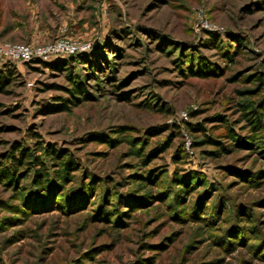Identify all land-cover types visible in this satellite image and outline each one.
Here are the masks:
<instances>
[{"label":"rangeland","instance_id":"obj_1","mask_svg":"<svg viewBox=\"0 0 264 264\" xmlns=\"http://www.w3.org/2000/svg\"><path fill=\"white\" fill-rule=\"evenodd\" d=\"M56 39L85 55L11 63L0 168L15 142L79 168L0 183V264H264V138L240 119L264 97V0H0V41Z\"/></svg>","mask_w":264,"mask_h":264},{"label":"trees","instance_id":"obj_2","mask_svg":"<svg viewBox=\"0 0 264 264\" xmlns=\"http://www.w3.org/2000/svg\"><path fill=\"white\" fill-rule=\"evenodd\" d=\"M82 55L77 53L73 55H64V57L76 58L81 57ZM38 63L44 67H55L53 63H45L39 59ZM5 66V68H0V92H3L11 84L13 78L16 76L15 66H13L10 62L6 63ZM202 69V72L207 70L205 67ZM253 77V80H256L259 85L263 84L261 75L255 74ZM69 80L71 86L70 88L64 90L65 93L68 94L66 99L69 100L70 98H73L76 100L78 99L77 95L83 93L82 84L79 82V80L73 79L72 77L69 78ZM73 103H76V101ZM240 117L241 121L244 122L246 127L252 133L262 132V138H264V97H260L258 101L253 102L250 105H246L243 108ZM188 127L192 132L202 130V128L198 125H196V127L191 125ZM225 129L227 132L226 137H234V132L230 127L225 126ZM151 131H153L151 132L152 134H157L160 130H154L151 128ZM210 141L211 140L207 135H203L202 143L208 144ZM168 147L169 140L166 139L163 141V143L157 145L145 153L144 157L147 158L149 155H156L160 152H163ZM37 151L40 152V154L37 155ZM141 151L139 150V153H141ZM6 159H8V162L2 164L0 168V183L3 185L18 183L31 175V183L36 192H49L55 188V184L61 186L62 183H64V176L66 175V177H69L71 175L69 174L70 172L76 170L77 167L79 168V166H76L75 160L67 150L54 148L51 145L41 144L40 142L37 143V147L34 148V150L22 147L21 144L15 142L12 146V150L5 156L4 160ZM45 160L49 162V164L57 166V169L53 172V175L47 171L48 168L45 164ZM51 176H54L55 182L49 178ZM175 179L178 180L179 177H176Z\"/></svg>","mask_w":264,"mask_h":264},{"label":"built area","instance_id":"obj_3","mask_svg":"<svg viewBox=\"0 0 264 264\" xmlns=\"http://www.w3.org/2000/svg\"><path fill=\"white\" fill-rule=\"evenodd\" d=\"M87 45H81L67 39H56L45 44L12 43L0 41V59L10 62H28L32 59L41 61L52 56L77 54Z\"/></svg>","mask_w":264,"mask_h":264}]
</instances>
